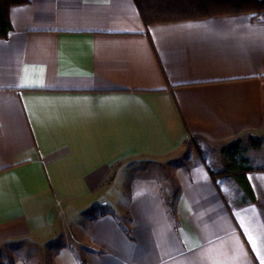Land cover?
Here are the masks:
<instances>
[{"label":"crops","instance_id":"obj_1","mask_svg":"<svg viewBox=\"0 0 264 264\" xmlns=\"http://www.w3.org/2000/svg\"><path fill=\"white\" fill-rule=\"evenodd\" d=\"M9 21L0 247L264 264V11L146 26L133 0H27ZM236 143L250 204L220 175Z\"/></svg>","mask_w":264,"mask_h":264},{"label":"trees","instance_id":"obj_2","mask_svg":"<svg viewBox=\"0 0 264 264\" xmlns=\"http://www.w3.org/2000/svg\"><path fill=\"white\" fill-rule=\"evenodd\" d=\"M27 0H0V39L11 32L9 10L25 4ZM144 25L167 23L232 14H259L264 11L262 0H133ZM227 155L221 176H229L243 194V202L255 201L254 193L246 178L250 170L244 159H238V144L223 151Z\"/></svg>","mask_w":264,"mask_h":264},{"label":"rangeland","instance_id":"obj_3","mask_svg":"<svg viewBox=\"0 0 264 264\" xmlns=\"http://www.w3.org/2000/svg\"><path fill=\"white\" fill-rule=\"evenodd\" d=\"M14 248L15 245L0 247V264H17L20 260H23L24 264H36L38 257H46V252L36 246L26 245L18 252H15ZM41 260L44 261L43 258Z\"/></svg>","mask_w":264,"mask_h":264},{"label":"built area","instance_id":"obj_4","mask_svg":"<svg viewBox=\"0 0 264 264\" xmlns=\"http://www.w3.org/2000/svg\"><path fill=\"white\" fill-rule=\"evenodd\" d=\"M262 1H264V0H262Z\"/></svg>","mask_w":264,"mask_h":264}]
</instances>
